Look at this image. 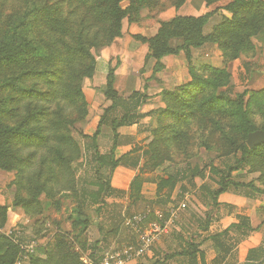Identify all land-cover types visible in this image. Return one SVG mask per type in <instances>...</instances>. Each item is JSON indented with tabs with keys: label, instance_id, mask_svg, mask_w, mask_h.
I'll list each match as a JSON object with an SVG mask.
<instances>
[{
	"label": "trees",
	"instance_id": "1",
	"mask_svg": "<svg viewBox=\"0 0 264 264\" xmlns=\"http://www.w3.org/2000/svg\"><path fill=\"white\" fill-rule=\"evenodd\" d=\"M128 1L129 5L122 8V0H0V169L17 171V183L24 193L18 195L14 202L24 217L33 219L41 214V196L53 198L58 192L74 190V170L70 164L79 155L75 154L78 148L68 130L67 114L85 106L81 85L96 71L93 51L108 47L121 37L126 17L130 24H139L141 2L148 8L152 7L151 0ZM152 1L157 4V0ZM186 1L176 0V9ZM202 1L207 7L223 1L225 4L197 17L174 16L160 23L153 37L134 38L147 45L146 59L155 60L154 74L163 70L161 60L164 57L184 54L189 82L162 94L167 111L176 105H186L193 106L202 114H212L217 107H227L238 119L237 125L243 136V142L236 148L240 152V160L221 177L219 188L213 191L211 200L216 207L217 197L230 188L249 187L234 182L229 174L239 170L238 166L253 155L264 159V145L254 149L246 145L248 134L264 131V125H254L249 104L244 101L246 93L238 95L235 100H227L223 93L216 94L219 87L226 85L229 75L225 69L192 64L191 50L205 44H217L224 63L237 59L245 50L252 51L250 39L264 35V0ZM219 10L227 12L230 17H224L208 34H204V26ZM7 12L9 16L1 17ZM172 41L178 45L172 47ZM116 68L108 71L104 89V96L112 104L104 110L95 132L91 136L83 135V140L94 149L95 162L99 167L110 168L111 173L118 166L132 170L139 168V159L131 158L130 153L118 159L109 158L99 155L95 144L107 113L119 106L125 111L119 121L113 119L110 122L115 144L117 130L134 120V114L141 105L137 96L131 95L130 104L123 106L124 101L114 89ZM70 148L74 150L73 157ZM110 182L111 178L103 180L96 195L109 194ZM175 185L176 179L171 176L159 178L156 195L166 189L171 194ZM142 186L141 177L136 175L128 191L133 202L138 200ZM74 214L76 218L72 228L81 226L79 234L85 233L87 217L77 210ZM255 216L258 217L256 213ZM209 223L210 218L206 217L205 226ZM263 225L262 219L256 228L248 230L255 231ZM227 232L211 237L219 249H223L220 239ZM17 255L18 248L0 237V264H14ZM46 255L48 257L44 261L33 257L31 264H82L74 254H61L59 261L51 260L50 251H46Z\"/></svg>",
	"mask_w": 264,
	"mask_h": 264
},
{
	"label": "rangeland",
	"instance_id": "2",
	"mask_svg": "<svg viewBox=\"0 0 264 264\" xmlns=\"http://www.w3.org/2000/svg\"><path fill=\"white\" fill-rule=\"evenodd\" d=\"M175 1L157 0V4H154L151 0V8L141 2L138 10L140 22L137 25L142 29H152L155 25V28L159 29L160 23L179 16L180 9L187 2L176 9ZM128 5V0H122V8ZM225 13L221 21L224 17H230V14ZM9 15L10 13L7 12L1 17ZM220 22L216 17L209 19L204 26L205 33H209L212 27ZM123 26L125 28L132 26L127 17L123 20ZM136 36L146 38L140 35L132 37ZM250 40L253 50L243 51L235 60L224 63L219 46L212 44L217 53L215 59L209 63L194 65H206L218 70L225 69L229 78L225 86L216 90V94L223 93L227 100H235L238 95L246 93L244 101L249 104L250 117L254 125L259 127L264 125V35L259 34ZM177 45L176 41H172V47ZM93 54L96 56V51H93ZM100 65L106 69L107 73L110 68L117 67L115 73L118 74L115 75L114 89L119 97L121 95V98H124L123 95L130 91L144 90L147 87L144 78H139L140 75H133L130 67L126 69L119 67L117 58L108 64L97 61L96 71L92 78L98 76ZM130 76L131 80L128 79ZM85 80L81 85L85 106L77 107L67 114L68 130L78 148L75 154L79 155L70 164L74 170V190L58 192L53 198L41 196L39 199L41 214L29 219L24 217L21 208L14 202L18 195L24 193V189L17 183V171L0 169V223H2L0 237L4 238L6 243L15 246L10 232L19 227L23 229L22 241L33 237L42 240V247L37 251L35 258L44 261L48 257L46 251H50L51 260L59 261L61 254L70 253L77 256L82 264H94V261L97 263L100 255L108 250L114 239H116L115 247H121L129 242L131 234L126 227L125 218L140 213L147 207L165 210L169 203L174 206L182 203L184 194H188L189 198L185 201L186 209L179 213L178 220L179 218L199 217L202 219L199 223L201 226L204 225L203 218L210 213L215 214V206L210 204L208 196L211 199L213 191L220 186L221 177L228 173L229 168L237 166L240 160V152H237L236 148L243 142V136L237 125L238 119L231 115L227 107H217L212 114H202L195 111L193 106L186 105H176L172 110L167 111L166 104L162 101V94L172 92L176 87L187 84L188 76L186 80H182L170 89L160 90L155 96L157 101L154 110L137 115L130 124L124 126L137 124L134 128L136 131L134 142L118 144L117 135L115 144H113L110 124L106 126L108 122L106 118V124L104 123L95 142L99 155L115 158L114 152L119 150L117 147L121 145L125 147L124 150H129L127 153L131 154V158L139 159L136 175L141 177L143 184H146L144 189L146 195L150 193L148 185H156L159 178L171 176L176 179V185L171 194L167 192V189L163 190L158 196L156 195L153 204L133 202V204L117 206L112 199L124 201L127 198L125 193L116 195L114 198H110L107 193L101 197L96 195L99 185L103 180H110L112 173L108 167H99V164L95 162L93 147L83 140L86 129L88 131L86 127L88 122L97 115L96 102L95 104L88 103L85 94L94 91L101 97L104 93L100 90L99 93L97 92L98 87L95 85L98 84L95 81L86 85ZM97 98L93 100L99 102ZM147 99L148 97L144 95L142 104H146ZM111 112L110 119L115 118L119 121L123 116L119 110ZM146 117L150 119L146 120ZM91 132L92 130L89 133ZM69 150L73 157L74 150L71 148ZM238 167L239 170L230 172V179L244 186L249 185L237 191L242 195H252L254 203L247 210L249 212L253 210L254 214L258 215L260 223L262 219L264 220V159L253 155ZM210 206L211 209H209ZM76 210L81 211L82 215L88 219L84 225L86 231L83 234H79L81 226L76 229L72 228ZM27 219H29L28 223ZM182 231L189 232L187 228H183ZM105 237L110 238L111 241H107Z\"/></svg>",
	"mask_w": 264,
	"mask_h": 264
},
{
	"label": "crops",
	"instance_id": "3",
	"mask_svg": "<svg viewBox=\"0 0 264 264\" xmlns=\"http://www.w3.org/2000/svg\"><path fill=\"white\" fill-rule=\"evenodd\" d=\"M224 4L225 3L220 2L207 7L202 0H188L180 9L178 15L197 17L213 11L218 7H222ZM224 14H226L224 11L219 10L210 19L216 17L220 22ZM157 29L155 25L152 29H142L136 24H132L130 28H125L123 26L121 37L116 38L110 46L96 51L95 57L97 61L106 62V64H108L117 58L119 67L123 69L130 67L133 75H140L139 78L143 77L146 81L145 84L147 87L144 88L145 91L142 89H135L128 94H124V98H121L120 95L121 100L124 101L123 106L125 107L130 104L129 98L131 95L137 96V99L141 101V105L138 106L134 117L144 112L147 113L154 110L157 101V97L155 98V96L160 90L163 88L170 89L187 78V61L182 52L176 56L164 57L161 60L164 66L163 70L158 74H153L152 70L155 65V60H146V55L148 53L146 44L136 41L132 36L140 35L149 38L155 35ZM148 30H150V32ZM147 32H149V34H147ZM203 33L206 34L204 29ZM130 46L132 47L130 48ZM216 54L214 45L205 44L200 48L191 50V62L193 64L209 63L215 59ZM117 74L115 73V75ZM97 75L98 76L94 78L86 79L85 82L86 85H88L95 81L98 84L95 86L98 87L97 92L99 93V90L103 92L105 88L106 69L100 65V70ZM130 78L132 77H128V79ZM125 80L127 82V78ZM144 95L148 97L146 104H142ZM85 96L88 103L96 102L97 104V115L88 122L86 126L88 131L87 129L85 131L86 135L91 136L95 132L98 122L104 114V110L109 108L112 102L106 99L104 93L99 97L96 92L91 91V93H86ZM96 98L99 99V102L93 100ZM117 110L123 115L125 114L122 106L117 107L113 112ZM110 113L112 112L107 113L106 122H108L107 124L105 123L106 126L110 124L111 120L115 119L109 118ZM110 116H112V114ZM145 119L149 120L150 118L146 117ZM136 127L137 124H133L128 127L119 128L117 130L118 144L134 142L136 136L134 128ZM91 130L92 132L89 133ZM103 137L106 138V136ZM117 148L119 150L114 152V157L116 156L115 159L129 152V150H124L125 147L122 145ZM135 176L136 170H132L127 166H118L113 171L111 175L109 197L114 198V196L123 193L127 196L124 201L112 199L117 206L119 204H133V201L128 196V191L130 182ZM145 187L146 184H143L140 196L134 203L139 202L145 205L154 203V200H156V185H148L147 188L150 190V193L147 195L144 192ZM233 190L235 191L233 192ZM237 190L238 189H229L217 197L216 203L218 206L215 207V214L210 213V215L206 216L210 218V223L207 227L205 226L206 217L203 218L204 225L202 226L199 223L202 219L199 217H190L189 219L179 218L176 225L170 229L167 234L161 237L160 241L152 247L150 253L139 261V264H264L263 226L255 231L248 230V228H256L259 225L258 218L255 216L254 211L252 210L249 212V210H247L254 203L252 200L253 197L251 194L242 195ZM208 197L210 204L213 205L210 196ZM168 205H170V203ZM202 208L204 207L202 206ZM209 209H211V206ZM183 228H187L189 232L182 231ZM226 230H228L227 234L220 239L223 249H219L211 240V237L219 235ZM105 239L111 241L110 238L105 237ZM115 240L116 239L110 243L108 250L116 246ZM131 240L132 235L129 236L128 241L131 242ZM190 245H192V247H190ZM250 251L251 254H249ZM100 257L98 259H100Z\"/></svg>",
	"mask_w": 264,
	"mask_h": 264
},
{
	"label": "built area",
	"instance_id": "4",
	"mask_svg": "<svg viewBox=\"0 0 264 264\" xmlns=\"http://www.w3.org/2000/svg\"><path fill=\"white\" fill-rule=\"evenodd\" d=\"M188 198L189 195L184 194L183 202L177 206L170 204L165 210L147 207L144 211L125 218L126 227L132 235L131 242L103 252L97 264H139L161 237L175 226L179 213L186 209L185 201ZM22 236V228L17 227L10 232V237L18 248L14 264H31L32 258L42 247V240L33 237L22 241Z\"/></svg>",
	"mask_w": 264,
	"mask_h": 264
},
{
	"label": "water",
	"instance_id": "5",
	"mask_svg": "<svg viewBox=\"0 0 264 264\" xmlns=\"http://www.w3.org/2000/svg\"><path fill=\"white\" fill-rule=\"evenodd\" d=\"M246 145L249 149H254L257 146L264 145V131H256L248 134Z\"/></svg>",
	"mask_w": 264,
	"mask_h": 264
}]
</instances>
